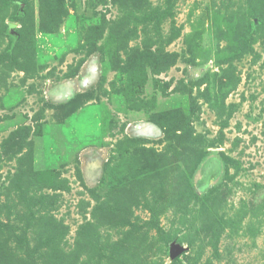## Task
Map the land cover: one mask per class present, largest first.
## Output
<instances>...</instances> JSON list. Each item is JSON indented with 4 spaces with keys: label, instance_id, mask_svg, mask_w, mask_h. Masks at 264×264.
<instances>
[{
    "label": "rangeland",
    "instance_id": "1",
    "mask_svg": "<svg viewBox=\"0 0 264 264\" xmlns=\"http://www.w3.org/2000/svg\"><path fill=\"white\" fill-rule=\"evenodd\" d=\"M0 264H264V0H0Z\"/></svg>",
    "mask_w": 264,
    "mask_h": 264
},
{
    "label": "water",
    "instance_id": "2",
    "mask_svg": "<svg viewBox=\"0 0 264 264\" xmlns=\"http://www.w3.org/2000/svg\"><path fill=\"white\" fill-rule=\"evenodd\" d=\"M182 252V248H180L178 245H174L172 249V253L175 257L179 256Z\"/></svg>",
    "mask_w": 264,
    "mask_h": 264
}]
</instances>
